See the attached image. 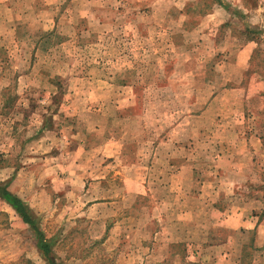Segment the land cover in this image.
<instances>
[{
	"label": "rangeland",
	"instance_id": "obj_1",
	"mask_svg": "<svg viewBox=\"0 0 264 264\" xmlns=\"http://www.w3.org/2000/svg\"><path fill=\"white\" fill-rule=\"evenodd\" d=\"M222 2L0 0V183L53 264H264V0ZM0 264H51L1 199Z\"/></svg>",
	"mask_w": 264,
	"mask_h": 264
},
{
	"label": "trees",
	"instance_id": "obj_2",
	"mask_svg": "<svg viewBox=\"0 0 264 264\" xmlns=\"http://www.w3.org/2000/svg\"><path fill=\"white\" fill-rule=\"evenodd\" d=\"M220 5L225 6L229 9V6L224 4L222 0H214ZM0 199L7 202L12 208L17 212V214L22 218V220L29 225L37 236L38 248L43 253V255L48 259V261L53 264L52 255V245L46 240L43 232L36 223V217L34 216L32 210L25 204V202L18 196L11 193L6 184L0 183ZM181 244H178L180 246ZM176 246V245H175Z\"/></svg>",
	"mask_w": 264,
	"mask_h": 264
},
{
	"label": "crops",
	"instance_id": "obj_3",
	"mask_svg": "<svg viewBox=\"0 0 264 264\" xmlns=\"http://www.w3.org/2000/svg\"><path fill=\"white\" fill-rule=\"evenodd\" d=\"M256 139H257V138H256V135L253 136V140H254L255 143L258 142V140H256ZM260 147H261V145H259V149H260ZM255 148L258 149V145H257V146L255 145ZM243 153H244V152H243ZM237 219H239V218L237 217ZM239 221H241L242 223H244V219L239 220ZM257 223H258V221H257ZM255 225H256V223H255Z\"/></svg>",
	"mask_w": 264,
	"mask_h": 264
}]
</instances>
